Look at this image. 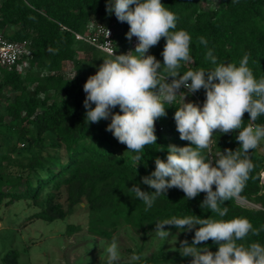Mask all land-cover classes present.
Here are the masks:
<instances>
[{"label":"trees","instance_id":"obj_1","mask_svg":"<svg viewBox=\"0 0 264 264\" xmlns=\"http://www.w3.org/2000/svg\"><path fill=\"white\" fill-rule=\"evenodd\" d=\"M203 1L206 0H161L178 16L177 30L183 29L191 36L193 63L185 64L181 72L210 69L212 65L205 60V54L211 49L218 63H234L237 66L245 54H250L248 66L254 76L257 79L264 76V0H217L213 9H202ZM88 21L110 27L113 37L120 38L122 48L128 43L125 35L128 24L119 22L114 13L106 12L105 0H0V30L11 27L12 30L5 34L6 38L28 40L30 46V56L17 61L18 64L22 60L26 62L27 70L22 76L16 66H0V94L3 89L14 93L11 99L6 98L0 120L5 115L16 121L3 127V132L15 129L16 141L9 152L0 153V164L13 156L12 152L18 144L24 145L23 161L19 165L26 170L23 179H20L18 174H11V170L5 167V176L0 174V200L7 198L9 203L29 199L38 207L29 217L51 221L63 218L73 205L83 199L87 210L96 215V220L100 221V214L106 213L141 230L153 229L156 221L172 216L193 214L201 218L221 219L200 207L204 193L186 200L181 190L171 188L157 198L151 209L145 211L143 202L129 192L134 184L143 191L153 192L154 189L143 184L141 178L150 176L155 170L157 157L166 160L169 145L182 147L189 142L181 140L176 130L174 113L179 105H165L167 115L155 122L157 145L145 147L143 160L135 169V162L131 159L134 153L127 151L126 145L106 131L110 118L95 124L85 123L83 101L86 94L83 84L87 75L77 72L65 78L60 74V67L62 62L73 59L76 44L82 42L74 39L73 32L82 33ZM200 37L207 41V48L199 43ZM164 44L165 40L161 38L148 53L161 63ZM50 48L56 51H49ZM87 49L99 53V66L104 56L112 58L89 45ZM167 80L171 81V78ZM49 92L60 98H50ZM187 96L186 102L202 106L205 92L201 89ZM112 111L120 110L116 107ZM248 119L245 113V125L250 123ZM256 123L264 124V117ZM47 134L53 140L46 143ZM237 134L214 131L211 156L214 158L217 152L226 148L233 151L239 148ZM249 156L255 168L241 197L257 207L244 206L234 200L226 201L229 212L222 219L245 217L254 227L261 228L264 226V181L260 175L264 172V151L261 156H256L251 150ZM4 183L8 188L2 190ZM61 187L65 192V208L57 200ZM75 228L67 224L65 230L68 232ZM165 228L175 229L172 226ZM193 236L194 230L181 231V241L191 243ZM253 241L264 244V231L258 237L249 236L242 243ZM197 246L207 247L212 252L217 250V245L211 240ZM17 258L18 252L8 249L2 254L0 264H18ZM191 259L182 257L177 249L170 257L155 254L141 257L138 261H119V264H162L167 261L190 264Z\"/></svg>","mask_w":264,"mask_h":264},{"label":"clouds","instance_id":"obj_2","mask_svg":"<svg viewBox=\"0 0 264 264\" xmlns=\"http://www.w3.org/2000/svg\"><path fill=\"white\" fill-rule=\"evenodd\" d=\"M105 9L114 13L119 22L128 24L126 38L131 41L135 37L137 44L134 51L126 54L115 55L113 49L112 58L103 59L96 73L86 79L85 123L110 118L106 131L134 153L131 159L136 169L143 160L145 147L157 145L155 122L165 117L166 108L182 95L183 102L176 107L174 120L179 138L189 143L182 147L169 145L166 160L157 157L155 170L141 178L153 192L143 191L135 184L128 190L143 202L145 211L171 188L181 190L186 200L205 194L200 207L221 219L191 214L156 221L155 232L161 240L171 235L165 226L175 227L178 232L194 230L191 243L182 240L178 249L182 257L192 258L190 264H264V244L242 243L249 236L258 237L264 226L256 228L245 217L222 219L229 212L225 202L242 199L241 193L255 168L249 152L264 141V124L256 123L264 117V76H254L248 66L250 54H245L237 66L218 63L211 49L205 54V60L212 65L210 69L181 72L185 64L193 63L191 36L183 29L177 30L178 16L161 0H105ZM161 38L165 40L163 63L148 54ZM199 43L207 48L203 37ZM182 86L189 94L203 89V105L184 102ZM116 107L119 112L112 111ZM245 113L250 121L247 125L243 120ZM217 130L220 134L237 132L239 148H226L213 158L211 145ZM209 240L217 245L215 252L197 246ZM105 251L107 264H119L121 252L115 239ZM140 259L135 254L131 257L132 261Z\"/></svg>","mask_w":264,"mask_h":264},{"label":"rangeland","instance_id":"obj_3","mask_svg":"<svg viewBox=\"0 0 264 264\" xmlns=\"http://www.w3.org/2000/svg\"><path fill=\"white\" fill-rule=\"evenodd\" d=\"M217 0H206L201 3L202 9L216 8ZM11 27L2 28L7 34ZM116 50L128 53L133 51L137 40L135 37L124 48L120 46V38L113 37ZM79 45V46H78ZM95 52V51H94ZM89 52L84 42H79L75 48L72 60L61 63L60 74L68 78L75 72L85 73L87 78L94 75L99 66V53ZM134 54V53H131ZM110 57L104 56L103 59ZM23 73L27 70L25 65ZM23 73L20 75L22 76ZM170 82V80H167ZM180 92L185 93L184 102L188 99V90L181 88ZM13 92L3 89L0 94V114L3 111L6 98L11 99ZM40 94L39 97H41ZM50 98L59 99L60 96L49 92ZM182 95L177 97L175 103L182 104ZM16 123L10 117L3 115L0 120V153L9 152L16 139L15 129L3 132V127ZM161 129V127H160ZM163 129V128H162ZM46 143L53 138L47 134ZM20 143V142H19ZM264 151V141L254 150L256 156H261ZM24 154V145H17L12 152L10 159L0 164V174L5 176V167L11 170V174H18L20 179L25 175V169L19 164L21 155ZM12 177V175H10ZM264 180V173L260 175ZM5 183L1 189H7ZM21 189V185L17 188ZM7 198L0 200V263L2 254L8 249H15L18 252V264H107L106 247L113 239L118 243L121 259L120 261L131 260L132 255L150 257L155 254H162L170 257L173 252L179 249L181 231L167 229L171 235L167 240H161L155 232L150 230L135 229L125 223L121 218H113L108 214H100V221L96 215L87 210L84 200L71 207L68 214L63 218L45 221L40 218H30V214L38 210V207L29 199H17L7 203ZM57 200L62 207H66L64 188L61 187L57 194ZM244 206L257 207V205L245 200L238 201ZM73 225L76 228L66 232V225ZM162 264H173L164 262Z\"/></svg>","mask_w":264,"mask_h":264},{"label":"built area","instance_id":"obj_4","mask_svg":"<svg viewBox=\"0 0 264 264\" xmlns=\"http://www.w3.org/2000/svg\"><path fill=\"white\" fill-rule=\"evenodd\" d=\"M107 31L110 33L109 35ZM73 37L75 40L82 41L109 56L111 51L115 49L112 30L110 27L102 23L88 21L85 25L84 31L82 33L73 32ZM114 54L119 55L126 53L115 50ZM29 56L30 46L28 40H9L6 38L5 33L0 30V66L6 68L16 66V69L21 74L23 71L19 69V65H24L26 62L25 60H22L18 64L17 61L21 57ZM181 88H183V86ZM158 128L160 129V127Z\"/></svg>","mask_w":264,"mask_h":264},{"label":"crops","instance_id":"obj_5","mask_svg":"<svg viewBox=\"0 0 264 264\" xmlns=\"http://www.w3.org/2000/svg\"><path fill=\"white\" fill-rule=\"evenodd\" d=\"M76 46H77V44H76ZM78 46H79V45H78ZM24 66H25V64H24V65H21V64H20V65H19V69L24 70V68H23Z\"/></svg>","mask_w":264,"mask_h":264}]
</instances>
